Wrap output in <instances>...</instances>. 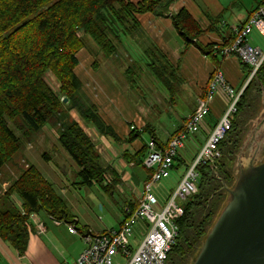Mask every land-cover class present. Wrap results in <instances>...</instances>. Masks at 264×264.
<instances>
[{"label": "trees", "instance_id": "1", "mask_svg": "<svg viewBox=\"0 0 264 264\" xmlns=\"http://www.w3.org/2000/svg\"><path fill=\"white\" fill-rule=\"evenodd\" d=\"M167 4L162 0H141L136 5L127 0H0V169L7 165L19 145L16 131L10 128L9 121L19 119L23 129L18 128L24 136H29L52 117L60 116L57 143L74 163L79 184H97L109 189V185L104 182L107 175H113L112 167L104 164L93 141L82 126L71 119L70 112L74 111L87 127H93L101 136L113 141L120 139L113 128L102 120L95 105L82 91V85L74 73L78 65L76 53L85 47L84 40L89 39L104 56L116 54L121 37L134 35L138 30L137 15L157 13V8ZM170 19L185 43L192 45L204 56L215 51L222 56V47L233 41L232 37L231 42L229 39L221 47H204L197 40L200 31L196 22L185 10L171 15ZM241 65L244 82L249 77L250 69L243 63ZM47 72H51L58 81L57 92L44 80ZM154 73L162 79L159 70L155 69ZM263 87L264 63L236 101L231 128L218 144L220 157L197 167L196 191L185 199L182 204L183 214L175 221L177 234L166 264H191L225 204L227 190L235 182L231 167L233 156L235 158L238 146L241 145L245 125L255 116L251 111L256 112ZM252 93L255 95L252 96ZM64 106L66 111L62 109ZM181 129L184 127L174 131L170 138ZM130 130L125 140L128 144L139 139L143 133L149 135L148 142L155 143L160 149H164L170 140L164 143L158 141L150 126L139 131L134 127ZM148 142H141L138 151L123 153L126 164L144 169L147 179L143 183L152 174L143 165ZM42 158L46 156L42 155ZM185 162L183 157L177 155L173 158L172 170L182 165L186 170L190 165ZM172 192L170 190L163 194L160 190L155 194L164 203ZM12 194L21 200L23 213L8 203L7 199ZM3 203V209L0 208V238L14 249L18 257H23L28 247L32 232L29 221L31 214L44 212L53 220H68L76 224L52 184L30 164L9 185L3 194ZM137 205L133 204L132 209H126L123 217Z\"/></svg>", "mask_w": 264, "mask_h": 264}, {"label": "crops", "instance_id": "2", "mask_svg": "<svg viewBox=\"0 0 264 264\" xmlns=\"http://www.w3.org/2000/svg\"><path fill=\"white\" fill-rule=\"evenodd\" d=\"M127 1L136 5L141 0ZM162 1L168 4L163 8H157V13L148 12L136 16L139 28L134 35L121 37L117 52L125 59V65H122L116 56L112 58H116L117 63H112L110 56H104L88 39L84 40L85 47L76 53L78 65L74 73L82 85V91L95 105L102 120L113 128V132L120 141L101 136L91 126L85 125L88 129L82 128L93 141L104 164L112 167L113 175L109 176L111 180H105L104 184L109 186L113 184L114 188L118 184V187L129 184L131 197L134 200L125 210H130L131 205L138 204L143 189L142 187L140 193L135 191L131 181L137 178L142 179L141 185L143 186V182L147 179L144 169L140 171L141 169L126 164L123 158L124 152L138 151L143 142L140 137L131 144L126 143L125 140L131 133L130 129L134 127L139 131L150 126L159 139L151 119L153 113L160 114L163 105L166 103L171 105L172 101L181 99L182 95L187 96L186 100L190 103L186 114L181 117L182 120L187 121L195 111L197 101L207 94L209 84L216 72L222 73L226 83L235 91L242 90L240 87L244 73L241 62L232 56H220L215 50L211 55L204 56L192 45H187L173 28L171 15L185 10L196 22L200 31L197 37L198 42L204 47L214 45L215 48L221 47L229 39L231 42L232 30L242 26L252 11L261 4V0ZM163 11L165 13L159 14ZM125 37L126 43L124 44L122 39ZM93 63H96V66ZM155 69L161 72L162 79L154 73ZM147 70L153 72L154 76L151 73L144 76L143 73ZM138 75L140 77L138 82L131 79L134 77L137 80ZM84 86L88 87L90 92ZM144 95H148V98L144 99ZM224 105L222 97L217 95L211 103L210 115L203 129H212L216 120L221 117ZM176 118L180 117L176 115ZM74 120L77 121V119ZM181 126H174V130L168 134L164 142ZM40 130L32 133L35 135L36 145L49 146L52 144L48 130H45L47 135L39 133ZM53 134L54 132L51 134V140L58 144L57 137ZM42 155L46 156L45 163L50 161L47 153ZM27 165L29 164H25V167ZM50 175L53 177L52 174ZM18 176L14 174L13 178L2 181L3 194ZM43 177L48 181L44 174ZM7 201L23 213L22 202L16 194L10 195ZM67 212L70 218L79 225L78 218L70 214L68 210ZM39 214L30 215L32 232L23 257H18L14 249L0 238V264H75L77 257L85 247L80 234L85 231L100 233L109 230L94 232L87 226L79 230L78 225L68 220H62L59 225H56L48 215L40 219ZM123 218L122 215L120 224ZM69 227L77 228L76 234H70ZM138 238L140 239L141 236Z\"/></svg>", "mask_w": 264, "mask_h": 264}, {"label": "built area", "instance_id": "3", "mask_svg": "<svg viewBox=\"0 0 264 264\" xmlns=\"http://www.w3.org/2000/svg\"><path fill=\"white\" fill-rule=\"evenodd\" d=\"M253 32H257L264 41V0L242 26L232 30L231 44L220 50L223 57L232 56L249 67V77L245 85L256 76L264 63V49L250 43ZM241 92L242 90L237 93L226 83L223 74L217 72L210 82L207 94L197 101V107L184 129L170 138L164 149L158 148L151 141L147 143L148 152L143 165L152 171V174L150 179L143 183L137 207L128 211L116 230L81 233L80 238L85 247L75 264H117L118 258L126 264H166L167 255L177 234L175 221L183 214L182 204L185 199L196 191L197 167L220 157L218 144L231 128L234 106ZM217 95L225 102L224 113L212 129H204L206 140L199 147L171 196L164 204L159 203L154 195L152 183H158L170 176L173 158L184 148V140L188 136L203 129L211 103ZM54 223L59 225L61 222L54 220ZM68 232L76 234V229L69 227ZM136 234L141 238L134 248L132 242L137 240Z\"/></svg>", "mask_w": 264, "mask_h": 264}, {"label": "rangeland", "instance_id": "4", "mask_svg": "<svg viewBox=\"0 0 264 264\" xmlns=\"http://www.w3.org/2000/svg\"><path fill=\"white\" fill-rule=\"evenodd\" d=\"M122 41H124L123 43L125 44L126 37L123 38ZM250 43L252 46H259L260 48L264 49V41L257 32H253L251 34ZM114 56H116L122 62V65H125V59L118 52L110 56V61L112 63H117L116 58H112ZM147 67L150 68V66ZM149 73L153 75V72H150L149 70L144 72L143 75L147 76ZM131 79L138 82L140 77L138 75L137 80L134 77H131ZM44 80L54 91L57 92L58 81L51 72L46 73ZM245 83L246 80L240 87L242 90L244 87H246V85H248L249 82L246 85ZM86 88L90 92V89L88 87ZM254 95L255 94L252 93V96ZM147 98L148 95H144V99ZM186 99H188L187 96L182 95L181 99L172 101L171 105L167 103L163 105L161 107L160 114H157L156 112L153 113L151 119L153 120V125L160 141L164 142L166 140L168 134L174 130V126L182 125V127H184L187 124L188 120L185 121V119L182 120L183 118H181L186 114L188 104H190ZM263 101V92H261L256 112H254V110L251 111V113H254L255 116L248 120V123L245 125L241 145L238 146L239 149L237 153H235V158L233 156L231 167L233 168L235 177L239 175L241 171L249 168L250 165H252V167H256L259 165L260 159L264 158V125L260 128L259 124L264 118ZM173 103H175V105H172ZM66 106L62 108L65 111ZM70 114L72 120L77 119L78 123L83 128L88 129L82 120L79 119L77 114L74 112H70ZM176 115H178L180 118L177 119ZM59 117L60 116L52 117L50 120H48L41 128L39 133L47 135L45 133V130L47 129L51 139L52 132H54L53 136L55 137L56 135L57 137V132L59 130L58 123L60 121ZM207 117L205 118V121L207 120ZM9 126L11 129L16 131V136L19 139V145L17 152L10 159V161H8L7 165L0 169V208L3 209L4 206L2 195L3 189L1 186L2 181H7L10 178H13L14 174L19 175L25 168V164H30L35 166L39 172L41 174L43 173L48 181L53 184L55 192L63 198L67 210L70 212V214L78 218L80 224L77 228L87 226L93 229L94 232L118 228L123 211L134 200L131 197V188L129 187V184H124L122 187H118V184L115 188L112 184L111 186L107 187L109 189H105L103 186L97 184L92 186L79 184L80 180L75 174L76 167L74 163L67 156L66 152L58 144H56V142L50 139L52 144H49V146H37L35 143V135H32L33 132H31L29 136H24L22 134V131L18 128L21 127L23 129L19 119H16L15 122L9 121ZM206 137V133L202 129H200L194 135L188 136L184 140V148L179 151L178 155L183 157L186 163L191 164L199 150V147L206 140ZM141 139L143 142H148L150 137L147 133H143ZM43 153H47L50 157V161L47 163H45L44 159H42ZM228 165H230V163H228ZM184 170V166L182 165L177 170H172L170 172V176L167 179L158 183H152L154 195L159 203L161 202L155 193L161 190L163 194H167L170 192V190H174L181 176L183 175ZM50 174H52L53 177H51ZM106 180H111L109 175H107ZM141 182L142 179L140 180L139 178H137L135 181H131L133 189L139 193L143 187ZM39 213L40 214L38 217L40 219H44L46 217L44 212ZM136 238L137 240L132 242L134 248L140 240L138 239L137 234ZM6 261L8 262L7 259ZM116 261L117 264H126L124 260L119 258L116 259Z\"/></svg>", "mask_w": 264, "mask_h": 264}, {"label": "water", "instance_id": "5", "mask_svg": "<svg viewBox=\"0 0 264 264\" xmlns=\"http://www.w3.org/2000/svg\"><path fill=\"white\" fill-rule=\"evenodd\" d=\"M191 264H264V158L235 177Z\"/></svg>", "mask_w": 264, "mask_h": 264}, {"label": "flooded vegetation", "instance_id": "6", "mask_svg": "<svg viewBox=\"0 0 264 264\" xmlns=\"http://www.w3.org/2000/svg\"><path fill=\"white\" fill-rule=\"evenodd\" d=\"M263 106H264V104H263ZM259 124H260V128L264 125V118Z\"/></svg>", "mask_w": 264, "mask_h": 264}]
</instances>
